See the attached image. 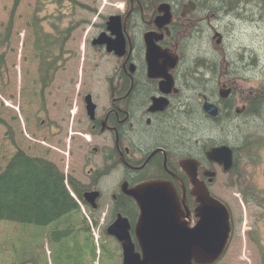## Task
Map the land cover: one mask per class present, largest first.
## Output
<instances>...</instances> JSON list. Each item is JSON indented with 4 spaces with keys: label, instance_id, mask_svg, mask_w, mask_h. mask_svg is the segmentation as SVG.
Listing matches in <instances>:
<instances>
[{
    "label": "flooded vegetation",
    "instance_id": "1",
    "mask_svg": "<svg viewBox=\"0 0 264 264\" xmlns=\"http://www.w3.org/2000/svg\"><path fill=\"white\" fill-rule=\"evenodd\" d=\"M253 1L236 0L233 5L231 0H125L124 10L116 12L120 16L119 32L125 39L121 57L108 44L109 40L116 38L108 27L110 16L98 14L97 21L81 24L79 29L83 33L85 30L88 34V30L95 32L89 40V47L94 52L96 69L87 70L85 53L80 57V69L67 70L72 61L68 48L72 39L60 38L62 47L56 49L57 55L50 59L57 61L59 69L54 72L51 82H44L37 63L30 104L32 111L22 113L25 116L22 122H27L23 133L30 132L39 139L34 140L39 144L34 145V155L19 150L48 161L65 173L68 181H74L81 200L93 213L97 210L91 208L90 197L86 195L98 192L97 203L101 209L109 210L112 206L116 215L137 211L134 216L137 219L134 200L123 192V185L127 184L131 189L152 179L171 180L177 187L181 216L189 230V233H181V250L215 252V258L207 264H264V82L246 88L242 83L251 82V79L235 69L236 64L230 63L226 54H215L208 58L210 62L205 61L212 75L206 78L207 85L201 88L207 94L199 92L195 95L196 90L187 94L183 87L192 83L182 69L184 59L180 54L187 30L188 37H202L208 30L214 35L218 29L215 23L224 22L225 16L242 20L241 7L254 6ZM165 3L170 5L172 22L160 28L156 20ZM186 3H194L196 8L184 17ZM148 32L162 37L158 42L160 47L179 55V63L168 75L180 90H163L161 80L150 75L144 40ZM100 34H105L104 42L96 44L94 41ZM216 57H221L219 63ZM65 68L70 76L63 75ZM224 86L231 90L228 97L220 94ZM204 95L219 108L218 117L204 111ZM190 104L196 105L198 115L203 114L210 126L231 124L241 131L246 127H257L259 134L241 133L237 140L228 138L223 142L212 141L210 135L201 136L192 152L184 150L182 141L179 148H174L163 139V129L169 123L171 126L182 125L183 129L185 112L193 110ZM205 138L209 141L203 142ZM224 144L233 150L234 164L228 171L207 158L208 150ZM187 157L199 161L198 178L228 208L231 233H224L222 229L219 233H212V238H200L194 232L199 202L192 194L193 185L179 166ZM208 173H215L212 182ZM131 234L136 242L135 233ZM207 243L211 244L210 248L201 247ZM116 244L122 255L121 244L118 241ZM136 249L140 251L137 242Z\"/></svg>",
    "mask_w": 264,
    "mask_h": 264
},
{
    "label": "rangeland",
    "instance_id": "2",
    "mask_svg": "<svg viewBox=\"0 0 264 264\" xmlns=\"http://www.w3.org/2000/svg\"><path fill=\"white\" fill-rule=\"evenodd\" d=\"M15 1L0 0V34H5L9 22H12V33L5 59L6 69H4L3 73L0 72V121H2L0 122V172L5 169L8 160L17 150L23 149L27 153L34 155V145L38 143L35 141L39 140L28 131L23 133V127L26 126L27 122H22L25 120V116L22 113H27L29 110L32 111L30 104L33 100L37 62L33 51L34 36L31 23L38 4L37 0H20L18 8L13 10ZM231 2L233 5L236 4V0H231ZM120 3L123 2L121 0H106V3L104 0H74L72 4L74 5L73 11L75 14L72 13V7L70 6L64 9L63 19H65L66 23L93 21L96 18L92 15V8L98 9L102 16H109L112 13H116V5H120ZM252 3H254V6L248 4L246 7H241L240 16L242 20H232L229 16H225L224 22L215 23L216 27H218L217 31L223 35V43L220 49L214 46L213 33L210 30L202 37L193 35V37L185 40L182 49L185 58L189 60L182 62V69L188 65H193L199 56L211 58L215 54L220 56L226 54L230 63L236 64L234 68L242 71L241 74L244 77L251 79V82L242 83L246 88L250 85H257L260 82L263 83L264 0H254ZM57 8L55 5L48 4L41 15L45 16L48 13H55ZM254 12L256 16H254ZM254 20L255 24L251 23ZM46 21L51 22L52 20L47 19ZM86 32V30L84 33L80 30L76 31L68 46L72 53V61L67 65V70L69 71L80 69V61L82 60L80 57L85 53L88 58L86 61L87 70L96 69L94 52L89 47V40L95 32L91 30L89 35ZM220 58L216 57L218 63ZM67 70L63 75L70 76L71 74ZM57 84L59 83L57 82ZM197 85L202 88L204 86L203 80H197ZM187 94H190V92H187ZM236 134L239 133L236 132ZM210 137L215 142L228 141V138L237 140L236 137L233 138V136L217 130L212 131ZM24 139L29 143L24 141ZM40 146L46 148L44 145ZM84 210L87 214L89 213L85 206ZM103 219L102 215L100 221L101 229L99 231L102 230ZM42 228L35 225H23L0 220V264H18L21 256L16 251H13L10 245L14 243L15 249L20 248L21 245H17V241L20 244L22 240H26L29 237L36 238L35 264H56L55 255L51 253L54 252L52 246L47 245L50 250H41L40 242L42 236H39L37 232L43 231L45 233L48 229L41 230ZM102 237L104 238V235ZM110 247L116 252V243L114 241H112ZM46 252H48V255ZM113 264H118V260L114 259Z\"/></svg>",
    "mask_w": 264,
    "mask_h": 264
},
{
    "label": "trees",
    "instance_id": "3",
    "mask_svg": "<svg viewBox=\"0 0 264 264\" xmlns=\"http://www.w3.org/2000/svg\"><path fill=\"white\" fill-rule=\"evenodd\" d=\"M19 1H15L13 10L18 8ZM73 1L37 0L38 5L32 18L31 28L34 36L33 48L40 56L38 70L44 82H51L53 74L58 68L57 61L54 62L50 59L57 55L55 50L62 47L60 36L69 37L76 28L75 25L73 27L66 26V21L63 19L64 9H67ZM48 4L57 6V11L42 16L41 13ZM73 10L74 5L72 4ZM91 12L93 16L100 13L98 9L93 8ZM72 13L75 14L74 11ZM47 19H51V22L57 24V31L54 34L45 30V23L48 22L45 20ZM11 26L12 22H9L5 34H0V69L5 68V57L12 33ZM86 34L88 35L87 32ZM202 61L200 67L203 65ZM186 74L191 75L192 81H196L192 70ZM203 85H205L204 81ZM190 108L193 110L185 112L186 123L183 124V129L181 128L182 125L171 126V123L163 129V139L174 148H179L178 144L181 145L180 142L182 141L184 150L192 152L196 148V140H199L201 136H209L214 130L225 131L233 138L241 137V133H249L243 129L241 131V128L231 124L210 126L208 119H205L203 114L198 115L199 111L196 105L190 104ZM65 181V174L54 164L29 156L19 150L9 160L5 169L0 172V220L40 226L43 227L41 230L48 228L45 233L43 231L37 233L42 236L40 242L42 251L45 250L46 243L53 247L54 252L51 253L55 255L56 264H92L97 257V250L91 235L90 225L82 214L81 207L67 188ZM69 182L72 190L80 197L81 193L74 185V181L70 179ZM130 214L134 217L137 211ZM94 220V223L98 224V220L95 218ZM108 243L111 244L110 241ZM20 245L21 247L17 249H15L14 243L10 245L11 249L21 256L18 263L35 264L36 238L29 237L22 240ZM101 248V264H113L114 259H116L115 252L113 251L107 256V253L110 252H107L109 247L103 241Z\"/></svg>",
    "mask_w": 264,
    "mask_h": 264
},
{
    "label": "water",
    "instance_id": "4",
    "mask_svg": "<svg viewBox=\"0 0 264 264\" xmlns=\"http://www.w3.org/2000/svg\"><path fill=\"white\" fill-rule=\"evenodd\" d=\"M164 7V6H162ZM119 18L111 17L109 19V29H111L119 39L109 43L116 54L122 55V46L119 29ZM158 24H166V17L158 18ZM217 44H221V35L217 33ZM102 38V37H101ZM101 38L95 43H100ZM103 39V38H102ZM147 59L152 64L153 74L157 78L165 77L167 81L161 83L163 90L173 86V80L168 72L176 66L178 58L169 56L165 57V52L157 45L154 34L146 35ZM230 94L229 89L221 90V96L227 97ZM204 111L212 116L217 117L218 108L207 101L204 97ZM209 161L224 166L228 171L232 168L233 150L230 146L222 145L210 149L207 152ZM199 162L194 159H185L180 162L181 168L189 176L193 190L192 194L199 202L196 210L199 221L195 224L194 232L197 237H212V233H218L224 230V233H231V221L227 208L218 200L213 198L204 184L198 178ZM210 181L213 180L214 173H208ZM124 189L127 184H124ZM126 194L131 196L139 208V218L134 225V233L141 247V253L136 252L135 245L131 238V223L128 218L118 215L117 219L108 227V234L117 238L123 246L124 262L123 264H207L216 256L211 250H181L180 236L181 233H189L186 228V221L181 216L180 196L175 185L167 180H150L141 183L128 191ZM90 197V202L94 208H97V192L86 195ZM201 233V234H200ZM211 244H201V247L210 248Z\"/></svg>",
    "mask_w": 264,
    "mask_h": 264
},
{
    "label": "bare ground",
    "instance_id": "5",
    "mask_svg": "<svg viewBox=\"0 0 264 264\" xmlns=\"http://www.w3.org/2000/svg\"><path fill=\"white\" fill-rule=\"evenodd\" d=\"M105 36V34H100V37H104Z\"/></svg>",
    "mask_w": 264,
    "mask_h": 264
}]
</instances>
